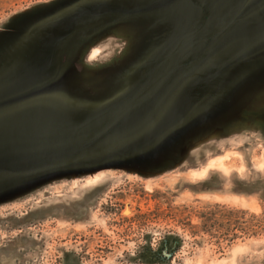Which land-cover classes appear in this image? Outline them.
<instances>
[{"label": "rangeland", "instance_id": "374dc122", "mask_svg": "<svg viewBox=\"0 0 264 264\" xmlns=\"http://www.w3.org/2000/svg\"><path fill=\"white\" fill-rule=\"evenodd\" d=\"M172 2L0 0V93L40 78L35 87L50 88L54 49L75 41L79 84L66 103L71 124L84 119L81 99L98 96L102 62L120 49L100 38L128 33L127 10ZM262 43L217 87L201 85L197 110L185 92L168 97L131 159L73 167L0 197V264H264Z\"/></svg>", "mask_w": 264, "mask_h": 264}, {"label": "crops", "instance_id": "0c3cea01", "mask_svg": "<svg viewBox=\"0 0 264 264\" xmlns=\"http://www.w3.org/2000/svg\"><path fill=\"white\" fill-rule=\"evenodd\" d=\"M127 12L128 33H107L98 41V46L109 41L120 49L102 62L106 70L98 71V96L81 99L84 119L71 124L72 107L66 103L79 84L73 76L79 69L73 61L81 57L75 41L54 49L57 77L50 88L37 89L40 78L23 92L0 93V160L6 161L0 166V197L73 167L131 159L149 141L154 112L159 111L158 122L163 120L168 97L185 92L197 110L201 85L217 87L261 40L264 47V0H173L158 13ZM95 49L100 47L91 53Z\"/></svg>", "mask_w": 264, "mask_h": 264}, {"label": "water", "instance_id": "95a60500", "mask_svg": "<svg viewBox=\"0 0 264 264\" xmlns=\"http://www.w3.org/2000/svg\"><path fill=\"white\" fill-rule=\"evenodd\" d=\"M233 25V24H232ZM232 25H229L228 28H230ZM118 121H116L115 123H113L111 126H109L107 129H105L102 133H101V137H104L105 135H107L116 125H117ZM37 172H32V173H38Z\"/></svg>", "mask_w": 264, "mask_h": 264}]
</instances>
